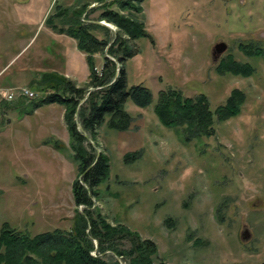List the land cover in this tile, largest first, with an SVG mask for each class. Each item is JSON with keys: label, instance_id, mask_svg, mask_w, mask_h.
Returning <instances> with one entry per match:
<instances>
[{"label": "rangeland", "instance_id": "obj_1", "mask_svg": "<svg viewBox=\"0 0 264 264\" xmlns=\"http://www.w3.org/2000/svg\"><path fill=\"white\" fill-rule=\"evenodd\" d=\"M100 1L0 0V69L15 57L0 74V84L12 81L8 87H14L0 88V228L6 222L33 237L72 227L71 187L78 171L64 109L51 104L33 110L42 93L30 81L37 77L34 69L37 74L54 69L61 76L69 71L64 68L72 59L68 52L64 60L52 56L69 47L61 48L44 24L55 6L89 4L81 19L88 24L101 13ZM141 6L143 15L137 18L153 43L134 42L137 54L125 63L126 82L148 88L152 103L141 109L126 102L131 121L125 131L110 129L105 116L96 143L83 134L87 146L104 153L110 166L109 178L98 187L99 201H92L113 225L154 242V264H264V62L238 49L239 43L264 48V0H145ZM18 14L32 16L33 22L17 21ZM102 22L113 38L116 27ZM94 34L102 38L103 33ZM219 43L226 50L215 55ZM227 55L253 66V76L217 75L214 69ZM74 61L76 70L66 79L83 86L87 63L81 67ZM102 64L97 55L95 68ZM21 67L25 71L15 74ZM20 88L34 98H18ZM167 89L188 98L204 95L211 109L233 89L243 91L246 100L239 116L214 122V135L186 141L180 128L163 127L153 113L158 92ZM8 91L12 100L3 97ZM51 141L61 147L44 143ZM133 153L138 156L126 163L124 156ZM121 248L128 249V243ZM100 256L129 264L110 252Z\"/></svg>", "mask_w": 264, "mask_h": 264}, {"label": "trees", "instance_id": "obj_2", "mask_svg": "<svg viewBox=\"0 0 264 264\" xmlns=\"http://www.w3.org/2000/svg\"><path fill=\"white\" fill-rule=\"evenodd\" d=\"M99 1V0H98ZM145 0H113L109 4L101 0V13L95 21H105L116 27L111 32L96 23L85 24L81 19L86 5L79 9H61L46 18L44 24L59 35L75 41L76 49L85 56L88 66L87 82L77 86L73 81L54 74H43L36 84L42 96L33 103V110L57 104L63 107V120L70 137L72 161L77 165V178L71 187L75 205V217L68 230L54 229L33 237L18 232L4 222L0 228V264H119L108 262L102 256L110 252L116 258L127 259L129 264H154L157 247L149 239L129 230L120 223H110L92 201H99V185L109 178V159L104 153H95L86 144L83 134L96 143L97 129L108 116L107 126L116 131L129 128L131 118L125 111L128 100L138 108L145 109L152 103L151 91L141 85L128 87L125 63L137 54L134 42L146 38L144 22L137 16L143 15L141 4ZM55 5V4H54ZM116 5V10L112 7ZM57 22L56 25L54 22ZM102 31V38L94 32ZM239 51L248 58H261L264 48L248 43H239ZM96 55L103 57L99 70L94 66ZM217 75H232L250 78L255 69L248 63H239L227 55L215 67ZM245 93L233 89L225 102L211 109L207 98L183 96L172 89L158 92L153 113L165 128H180L186 141L196 136L214 135V122L222 123L240 115L245 103ZM77 123L74 122V116ZM60 148L58 142H44ZM98 145V144H97ZM138 153L126 154L124 161L130 162ZM82 210L79 211L78 209ZM169 226L171 220L165 221ZM127 242L128 249L121 248ZM95 252L93 256L91 253ZM160 264H164L163 262Z\"/></svg>", "mask_w": 264, "mask_h": 264}, {"label": "crops", "instance_id": "obj_3", "mask_svg": "<svg viewBox=\"0 0 264 264\" xmlns=\"http://www.w3.org/2000/svg\"><path fill=\"white\" fill-rule=\"evenodd\" d=\"M113 0H105V3L107 4H109L110 2H112ZM30 3V2H29ZM28 3V4H29ZM51 3L52 2H49V7L51 6ZM94 3H97V2H94ZM99 4H100V7L101 6H103V3H100L99 2ZM83 5H86L87 7H86V12L88 11V9H90L92 6H89V4H83ZM83 5H81V6H77V7H75V9H79L80 7H82ZM29 6V5H28ZM48 7V8H49ZM100 7H99V10H100ZM60 8L61 9H69V10H72L70 7H65V6H60ZM113 8H116V5H114L113 7H112V9ZM48 10V9H47ZM47 11H45V13H46ZM86 12H85V14L83 15V16H86ZM44 13V14H45ZM14 19H16L17 21H21V22H24V23H31V22H33V17L32 16H26V15H20V14H18L17 16H14ZM42 20H43V17H42V19L39 21V25L41 24V22H42ZM97 22V21H96ZM96 22H89V23H96ZM50 32H49V36H54V37H56L57 39H59V42H60V45H61V48L64 46V45H66V46H68L69 47V51L68 50H64V51H59V53L58 52H56V54H54V53H52V56H56V57H62L63 58V60H64V58H65V56H67L66 55V52H68V56L69 57H71L72 59L70 60V61H68L67 63H65L64 64V68L65 69H69V71H67L66 70V73L65 74H62V76L63 77H65V78H70V74H69V72H71V73H73V72H75V70H76V67H75V65L76 64H74L75 63V61H74V59L76 60V62L78 61V63L80 64V66L81 67H83V65L84 64H82L83 62L85 63L86 61H85V56L82 54V53H80L77 49H76V44H75V41L73 40V39H71V38H69V37H67V36H65V35H59V34H56V33H54L51 29L49 30ZM61 50V49H60ZM97 56V55H96ZM95 56V57H96ZM38 57V56H37ZM14 58L15 57H13L10 61H9V63L10 62H12L13 60H14ZM37 60H39L40 61V58H37ZM8 63V64H9ZM8 64L5 66V67H3L2 69H0V74L5 70V68L8 66ZM31 70V68L29 69V71ZM25 71V69H24V67H21V68H19L18 69V71H17V73H15V74H18L19 75V73L20 72H24ZM36 74V78L35 79H33V80H31L30 81V84L31 85H34V86H36V84L40 81V79H41V77H42V75L43 74H46V73H54V74H58V75H61L60 73H58V72H56L54 69H51V70H49V71H38V74H37V71H35V69L33 70ZM12 77H14V76H12ZM18 79V76L16 75V80ZM12 84V81H9V83H7V82H5V83H1L0 84V88H6V89H13L14 87H8L9 85L8 84ZM14 83V82H13Z\"/></svg>", "mask_w": 264, "mask_h": 264}, {"label": "built area", "instance_id": "obj_4", "mask_svg": "<svg viewBox=\"0 0 264 264\" xmlns=\"http://www.w3.org/2000/svg\"><path fill=\"white\" fill-rule=\"evenodd\" d=\"M16 93H17L18 98H24V99L34 98V94L25 88H20ZM3 97H5L4 99L12 100L14 95L13 93H11V91H8L7 93H5V96ZM91 254L93 256L95 255L94 253H91Z\"/></svg>", "mask_w": 264, "mask_h": 264}, {"label": "water", "instance_id": "obj_5", "mask_svg": "<svg viewBox=\"0 0 264 264\" xmlns=\"http://www.w3.org/2000/svg\"><path fill=\"white\" fill-rule=\"evenodd\" d=\"M98 25H102L104 27H108L107 24H105L104 22L100 21V22H97ZM226 50V45L224 43H219V44H216L214 46V53L215 55H219L221 54L222 52H224ZM85 138H87V136H85ZM88 139V138H87ZM247 236V234H245V237Z\"/></svg>", "mask_w": 264, "mask_h": 264}]
</instances>
